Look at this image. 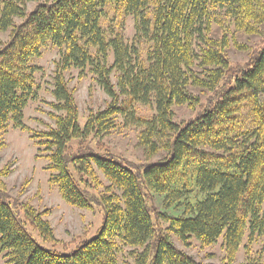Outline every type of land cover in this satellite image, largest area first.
<instances>
[{
    "label": "trees",
    "instance_id": "obj_1",
    "mask_svg": "<svg viewBox=\"0 0 264 264\" xmlns=\"http://www.w3.org/2000/svg\"><path fill=\"white\" fill-rule=\"evenodd\" d=\"M29 1H0V33H8L0 47V136L9 124L26 130L23 111L34 86L30 62L47 43L58 48L51 106L62 115L31 138L39 153H47L49 182L62 199L77 209L97 202L103 220L68 254L45 247L27 227L44 244L54 241L52 228L28 205L14 210L2 170L5 264H120L124 249L129 262L123 264H211L179 249L170 235L203 247L222 237L218 264H264L262 257L251 259L246 246L247 259L235 261L246 231L249 244L264 240V0H32L27 10ZM108 7L134 20L131 43L102 29ZM243 37L263 39L248 46ZM232 48L248 52L241 67L232 65ZM72 69L91 75L109 100L83 126L65 80ZM204 95L212 98L194 119H175L173 108H196ZM135 104L155 108L149 120H136L145 163L94 152L90 143L113 129L118 116L128 119ZM245 110L251 125L244 129ZM188 164L201 198L185 202L180 216L161 214L155 198L166 208L182 204L173 185ZM98 172L109 186L93 198L87 191L101 187ZM163 220L169 222L165 229Z\"/></svg>",
    "mask_w": 264,
    "mask_h": 264
},
{
    "label": "rangeland",
    "instance_id": "obj_2",
    "mask_svg": "<svg viewBox=\"0 0 264 264\" xmlns=\"http://www.w3.org/2000/svg\"><path fill=\"white\" fill-rule=\"evenodd\" d=\"M34 4L35 2L32 0L29 1L27 10H31ZM19 22L20 20H16V23ZM101 27L108 37L118 34L127 43H131L134 37V20L131 17L116 15L109 7L105 9ZM7 39L8 33H0V47ZM262 39L257 37L247 41L243 37L241 42H246V45L250 46L255 42H261ZM60 53L61 51L58 48L47 43L41 48L39 57L30 62V66L34 67V86L32 89L33 97L23 111V124L26 130L13 128L9 124L6 133L0 136L2 143L0 146V171L8 172L3 181L14 210L20 211L22 205H28L35 212L40 213L41 219L45 220L52 228L54 241L49 244L42 243L37 233L28 226L27 230L31 236L45 247L68 254L81 241L94 236L101 226L103 210L97 202L93 203L88 209H77L68 205L62 199L57 186L49 182L50 174L46 170L48 161L44 158L47 153L43 150L39 153L36 142L31 138L35 133L53 128L52 116L62 115V113L54 111L51 106L55 103L52 96L53 77L55 63L58 61ZM247 55V51L237 52L232 48L229 56L231 62L236 63L232 64L233 66L238 65L241 67L246 62ZM109 63H112L111 59ZM65 78L67 86L73 92L76 101L79 123L83 126L88 116L104 109L109 100L91 75L87 73L80 75L79 71L72 69L66 73ZM211 98L212 95L201 96L200 105L196 108L188 106L173 108L175 119L178 122L194 119ZM131 112L132 114L128 119L121 116L114 119L115 127L99 137L97 141L93 140L90 147L96 153L109 151L115 157L139 166L145 163L144 157L146 156L138 144V136L142 128L139 127L136 120H149L155 115V108L153 105L135 104ZM250 116L247 110L241 114L242 128L245 129L251 125ZM178 176L173 189L180 196L182 204L166 208L163 206L161 199L155 198L154 206L161 214L171 217L180 216L185 202L191 204L201 198L195 186V168L193 165L184 166ZM97 177L101 182V187H95L96 191L92 189L87 191L93 198L106 194L105 189L109 186L101 173L98 172ZM168 223L166 220L162 221L163 229L168 227ZM170 237L179 249L200 262L218 264L224 257L222 237L209 247L201 246L193 238L181 242L174 235H170ZM245 246L248 247V256L251 259L262 257L264 260V240L256 238L253 243L249 244L246 231L236 255L235 261L237 263L244 262L247 259ZM128 251V249L123 250L124 255L119 258L120 264L129 262ZM0 264H5L2 255H0Z\"/></svg>",
    "mask_w": 264,
    "mask_h": 264
}]
</instances>
